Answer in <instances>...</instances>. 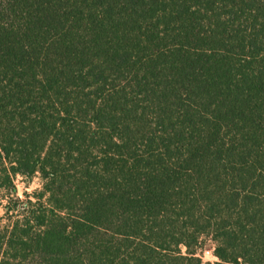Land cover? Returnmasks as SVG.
I'll list each match as a JSON object with an SVG mask.
<instances>
[{"label": "trees", "instance_id": "obj_1", "mask_svg": "<svg viewBox=\"0 0 264 264\" xmlns=\"http://www.w3.org/2000/svg\"><path fill=\"white\" fill-rule=\"evenodd\" d=\"M0 208V264H264V0H0Z\"/></svg>", "mask_w": 264, "mask_h": 264}, {"label": "rangeland", "instance_id": "obj_2", "mask_svg": "<svg viewBox=\"0 0 264 264\" xmlns=\"http://www.w3.org/2000/svg\"><path fill=\"white\" fill-rule=\"evenodd\" d=\"M16 186L18 190V196L25 199V193H33L34 191L40 190L42 188L41 179L36 176L32 180H27L25 178L19 177L16 180ZM4 210L0 208V218L3 216ZM211 238L205 237L201 242L202 245L199 246L198 255L202 258L204 262L215 263L217 259L213 255L214 243L210 240ZM185 252V249H183Z\"/></svg>", "mask_w": 264, "mask_h": 264}]
</instances>
